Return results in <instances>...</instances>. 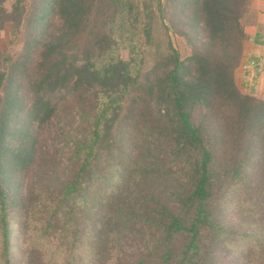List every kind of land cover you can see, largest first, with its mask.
<instances>
[{
  "label": "trees",
  "instance_id": "1",
  "mask_svg": "<svg viewBox=\"0 0 264 264\" xmlns=\"http://www.w3.org/2000/svg\"><path fill=\"white\" fill-rule=\"evenodd\" d=\"M250 1L198 0L193 19L201 22L206 42L190 57L196 68L190 79L161 0H57L55 21L25 83L20 72L25 60L7 65L11 56L0 50V264H11L6 181L12 179L17 189L15 176L38 136V129L22 133L23 141L11 151L9 119L25 99L40 127L55 111L54 96L65 88L92 98L74 105L70 126L61 125L56 165H46L41 149L25 181L26 264L34 259L33 222L46 232L64 219L63 226L73 223L75 232L64 235L56 249L62 264L73 262L86 215L76 194L89 190L90 168L93 180L113 175L125 180L108 204L102 203L106 210L96 221L94 261L106 252L127 264H201L209 235L215 243L223 229L219 196L244 190L250 198L253 192V204L264 203V158L253 186L232 190L250 162L251 136L264 125V100L243 91L235 76ZM21 84L24 96L18 93ZM263 149L264 143V154ZM41 184L46 191L39 190ZM255 229L264 238V216ZM63 241L70 243L68 252ZM260 242L258 257L264 256ZM250 262L256 264V258Z\"/></svg>",
  "mask_w": 264,
  "mask_h": 264
},
{
  "label": "rangeland",
  "instance_id": "2",
  "mask_svg": "<svg viewBox=\"0 0 264 264\" xmlns=\"http://www.w3.org/2000/svg\"><path fill=\"white\" fill-rule=\"evenodd\" d=\"M56 1L20 0L17 3L16 0H0V50L11 56V59L6 62L7 65L14 60H19L20 62L25 60V64L22 67L23 71H20L23 83L28 79V74H30L36 64L40 49L47 37L50 24L55 21ZM161 1L164 8V20L168 27L170 38L179 51L181 59L184 60L185 66L188 64V68L183 70V74L187 79H190L196 69L190 57L194 49H201V44L206 42L205 30L201 22L193 19V12L196 11L198 0ZM43 7H47V10H43ZM40 17L41 21L38 22ZM192 23L194 24V28ZM246 48L248 53L244 56V53L242 54L239 65L235 70V76L237 75L238 83L240 81L239 86L243 91L251 92L263 101L264 87H260V80L263 75L261 74L262 70H264V56L262 55L259 60L254 58L250 59L248 55L249 52L252 54L253 50L249 46ZM129 51V46L121 48V54L124 58L129 56ZM256 52L262 54L263 50L258 47ZM152 62L153 60H150L147 65L151 66ZM12 82L14 83V80ZM21 85L22 87L19 88L18 93L24 96L23 91L25 85ZM10 86H12V83H10ZM54 97L57 100L55 111L51 110L48 112L38 128H36L37 122L34 120L33 113L27 111V108L24 106L26 104L25 99L21 101L9 119L12 133L7 137V148L11 151L23 141L22 133L27 132L30 136L38 129V136L33 139V143L31 142L30 156L18 170L17 175L20 176H15L14 181L18 183H16L17 189L14 190L12 179L8 178L9 180L6 181L9 194L7 207L10 224L11 264H26L27 260L25 246L29 232L24 228V219L27 207L25 181L27 180L29 172L35 165L34 163L37 157L41 155V149L42 155L44 154L46 158V165L51 169L52 165H56L54 154H57L58 147L62 144V138L60 136L61 125L65 122L70 126L74 105L90 102L92 94L65 88L64 91L58 92ZM249 135L251 136V134ZM251 137L255 140V145L251 149L250 162L247 164L243 174L238 177L237 185L232 190L238 189L240 191L239 188L241 186L242 188H245V186H253V177L259 171L260 161L264 158L262 152L264 125L255 132V138L253 136ZM106 160L104 159L103 161ZM117 163L118 161H113L114 165ZM87 172L85 174V183L86 185L90 183L89 190L82 196L76 194V201L81 202V210L86 215H83L84 221L80 240L75 245V259L69 264H127V262H123L120 258L114 259L113 256L106 252H100V257H98L97 261H94L92 245L95 238L96 221L99 219L98 215L101 216L106 210L102 203L107 205L108 198L111 199L113 193L123 187L125 180L119 179L117 175H113L111 178L109 177L107 181L101 178V176L93 180L91 178L92 168L88 169ZM106 172H108V166L101 169L102 177ZM39 190L46 191L42 184ZM259 192L260 190L257 191V193ZM237 193H231L227 197L222 195V197H218L219 201H216L219 204L217 209L220 212V225H222L223 229L216 238L215 243L212 239L213 234L209 235L207 244L203 245L205 249L203 255L206 254L208 248L207 256L205 258L204 256L200 257L197 263L253 264L250 261L256 258V264L258 261L264 264V256L258 257L257 254L255 255V252L260 247V241L264 240V238L260 239L257 236L258 231L255 229L256 221H258L260 216H264V203L256 201L253 204V192H251V198L244 190L240 194ZM77 206L79 207L80 205L77 204ZM34 220L36 221L35 218ZM64 220L58 224H53V227L47 229L46 232L42 230L43 225L38 228L36 222H33L31 233L35 232V237L33 240V248H31L34 254L32 264H62L60 257L61 249H56L57 244L62 242L64 235L69 234L72 236L75 232V224L70 223V228L67 229L63 226ZM243 221H247L250 224L242 225L241 222ZM251 231L256 232L250 234ZM158 235H160L159 239H161V233L158 232ZM63 242L68 252L70 243L68 241ZM179 245L180 243H178ZM158 257H160V253ZM187 264H195V262L190 261Z\"/></svg>",
  "mask_w": 264,
  "mask_h": 264
},
{
  "label": "crops",
  "instance_id": "3",
  "mask_svg": "<svg viewBox=\"0 0 264 264\" xmlns=\"http://www.w3.org/2000/svg\"><path fill=\"white\" fill-rule=\"evenodd\" d=\"M244 31L245 40L243 43V56L248 53L246 47L249 46L251 50H253V53L251 54L249 52L248 58L259 60L262 55L264 56V0L250 1L249 13L244 19ZM256 47H260L263 53H257ZM261 74L263 75L261 76L260 87H264V70H262ZM236 80L238 83L237 75ZM238 84L240 85V81Z\"/></svg>",
  "mask_w": 264,
  "mask_h": 264
}]
</instances>
